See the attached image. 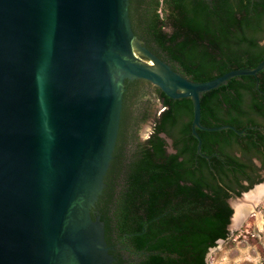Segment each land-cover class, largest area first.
I'll list each match as a JSON object with an SVG mask.
<instances>
[{"label":"water","instance_id":"water-1","mask_svg":"<svg viewBox=\"0 0 264 264\" xmlns=\"http://www.w3.org/2000/svg\"><path fill=\"white\" fill-rule=\"evenodd\" d=\"M128 7L129 0H0V264L112 263L101 193L128 81L190 97L198 153L196 128L242 132L202 125L200 96L255 75L264 59L189 80L134 33Z\"/></svg>","mask_w":264,"mask_h":264},{"label":"trees","instance_id":"trees-1","mask_svg":"<svg viewBox=\"0 0 264 264\" xmlns=\"http://www.w3.org/2000/svg\"><path fill=\"white\" fill-rule=\"evenodd\" d=\"M128 8L134 33L189 80L207 81L232 69L253 68L264 59V0H129ZM141 83L131 81L123 94L101 193L111 264H207L209 250L230 233L233 211L226 189L242 171L232 150L241 148L242 140L252 146L263 139L259 127H264V111L257 118L261 105L243 104L242 98L257 99L264 92V67L201 94L202 125L230 124L247 134L243 139L230 128H196L201 153L190 127V97L173 99L158 87L150 96ZM153 98L162 110L149 136L139 141L136 116L128 124L129 116ZM161 134L172 139L176 152H166Z\"/></svg>","mask_w":264,"mask_h":264},{"label":"flooded vegetation","instance_id":"flooded-vegetation-1","mask_svg":"<svg viewBox=\"0 0 264 264\" xmlns=\"http://www.w3.org/2000/svg\"><path fill=\"white\" fill-rule=\"evenodd\" d=\"M136 80H140L142 83L139 85H144L146 90L149 91V95L153 96L152 94L154 93V90L156 89L157 86L151 84L149 81L144 80V79H136ZM130 82L131 81H128L126 83V85H125L126 89L124 91V94L127 92V85H129ZM255 87L256 88L258 87V81H256ZM259 93L260 94H258L257 99H252V97L248 96V95L244 96L242 98V103L243 104H251L253 101H257V104L261 105L260 110H258V112H257V118H258V120H261L263 118V117H261L262 116L261 113H262V111H264V92L261 91ZM123 97H124V95H123ZM127 99H129V102L131 101V98H127ZM161 110H162V106L160 105V102H158V100L156 98L154 103L152 101H150L146 105H144L142 108H140L139 110H137L133 113L131 112V115L129 116V120H128L129 123L128 124H131V120L133 118L132 116H136V123H135L134 130L136 131V135H137V138L139 141H143L149 136V134L151 133L152 127H153L154 117H155V115L159 114V112ZM145 117H147V118L144 119ZM145 122H149V124H148V127L146 129H144L143 136H142L141 134H139V130H140V126ZM262 127L263 126H261L259 128H260V131L263 135V139H261V140L259 139V141H257L256 145H254V144H252V146L245 145V144H243L244 142L242 140L243 146L241 148L232 150V153L239 158V160L242 164L241 165L242 171L239 174L237 180L234 179V181H237V183L233 184L232 188L226 189L227 193L229 194V196L226 197V201L231 208H232V206L229 203V199L240 198L244 192H246V193L249 192L251 189L254 188V186L259 185V184H264V129H263L264 127L263 128ZM240 131H242V132L238 135H242V137H244L243 139H247V137H246L247 134H245V130H240ZM161 136H162V134H161ZM165 141H166V139H165ZM169 148H171V151H169ZM165 150L167 153L176 152V148L173 147L172 139H171L170 144L166 141ZM251 181H253L254 183L248 189L241 191L239 195H237L235 193L237 190L240 189V187L242 185H248ZM263 198H264V196H263ZM232 211H233V208H232Z\"/></svg>","mask_w":264,"mask_h":264},{"label":"rangeland","instance_id":"rangeland-1","mask_svg":"<svg viewBox=\"0 0 264 264\" xmlns=\"http://www.w3.org/2000/svg\"><path fill=\"white\" fill-rule=\"evenodd\" d=\"M155 102V99H152ZM149 122L140 126L139 134ZM240 198H231L232 202ZM245 219L229 230L226 240H219L207 256V264H264V198L261 199Z\"/></svg>","mask_w":264,"mask_h":264},{"label":"bare ground","instance_id":"bare-ground-1","mask_svg":"<svg viewBox=\"0 0 264 264\" xmlns=\"http://www.w3.org/2000/svg\"><path fill=\"white\" fill-rule=\"evenodd\" d=\"M264 196V184L256 185L249 192L245 193L243 199L233 202L235 213L232 217V226L240 225L250 211Z\"/></svg>","mask_w":264,"mask_h":264}]
</instances>
